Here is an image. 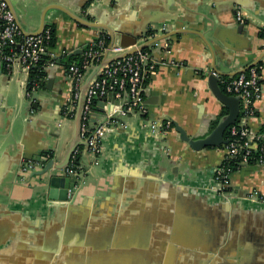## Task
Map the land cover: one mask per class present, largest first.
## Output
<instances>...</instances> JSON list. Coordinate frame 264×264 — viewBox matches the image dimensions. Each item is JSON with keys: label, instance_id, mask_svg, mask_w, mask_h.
Returning <instances> with one entry per match:
<instances>
[{"label": "crops", "instance_id": "obj_1", "mask_svg": "<svg viewBox=\"0 0 264 264\" xmlns=\"http://www.w3.org/2000/svg\"><path fill=\"white\" fill-rule=\"evenodd\" d=\"M9 3L23 32L36 31L45 12V29H55L51 47L60 63L46 68L47 88L40 94L39 108L25 114L20 96L26 75L18 67L0 74V254L33 248L36 235L45 241L43 232L56 221L73 224L88 214L94 224L90 237L104 235L107 260L120 251L121 264H264V203L257 197L264 193V167L241 165L222 189L213 171L222 162L224 147L192 150L175 129L177 124L189 137L203 138L213 129L212 122L218 124L225 116L222 111L227 106L207 83L214 57L219 85L222 77H234L262 63L256 67L262 93L253 102L254 114L246 124L252 133L264 127V37L259 33L264 28V0ZM238 8L244 23L236 21ZM62 9L96 27L74 20ZM163 19L170 33H177L148 48L158 64L145 81L144 101L148 120L167 118L171 128L156 134L146 119L135 114L124 117L123 123H111L99 163L81 155L83 172L72 198L46 201L40 189L24 182L26 174L19 166L25 161L20 158L23 154L39 160L42 153L52 152L61 161L71 138L72 119H58L69 95L67 67L58 53L83 48L100 34L115 44L116 31L135 36L139 43L148 24ZM91 72L92 68L87 75ZM96 114L99 124L105 115ZM46 202L55 210L54 221L40 206ZM125 256H131L132 262Z\"/></svg>", "mask_w": 264, "mask_h": 264}, {"label": "built area", "instance_id": "obj_2", "mask_svg": "<svg viewBox=\"0 0 264 264\" xmlns=\"http://www.w3.org/2000/svg\"><path fill=\"white\" fill-rule=\"evenodd\" d=\"M235 18L238 23H244L243 12L240 8L236 10ZM50 38L49 28L44 29L38 35H24L6 2L0 0V61L8 71L15 69L20 60L21 70L28 77L32 65L44 54H48L52 58L48 62V65H52L54 57L57 55L53 47L47 46ZM162 45L166 47L167 44L162 43ZM123 51L124 48L120 46L109 47L108 44H105L103 36L100 35L83 47L81 62L67 66L69 95L67 96V104L61 112L62 119L71 120L73 118L79 87L85 71L91 65L98 64L105 55L111 56ZM71 52V50L62 49L58 55L62 56ZM157 64L150 49H137L133 53L102 65L99 74L89 82L81 117L80 136L88 143V155L91 156L93 164L99 163V157L104 151L103 137L106 130L111 123H117L107 120L102 124L90 126V105L94 97L106 98L109 94H114V98L120 102L119 105L113 107L111 112L106 114L105 117L107 118L116 112L122 116L135 114L146 119L149 129L156 134L164 133L171 128V121L167 118L152 121L147 118L148 108L144 101L145 81L151 74L155 73ZM220 82L225 93L240 98L238 117L235 123L228 127L229 140L227 139L223 146L225 154L222 162L213 171L215 183L223 189L229 184L232 173L231 167L226 162L236 160L238 164L246 165L253 150L258 149L257 164L264 167V127L257 133H252L246 124V119L254 114L253 102L262 93L258 69L254 66L250 67L247 71H242L231 78L222 79ZM109 103L105 99L102 108L106 109ZM241 112L242 115H240ZM74 154L71 158L74 157ZM42 165L43 162L38 159L24 161L19 171L22 174H27L32 170L39 169ZM65 172L72 178L68 189L70 196L78 187L83 171L69 164ZM257 197L260 202L264 203V193Z\"/></svg>", "mask_w": 264, "mask_h": 264}, {"label": "water", "instance_id": "obj_3", "mask_svg": "<svg viewBox=\"0 0 264 264\" xmlns=\"http://www.w3.org/2000/svg\"><path fill=\"white\" fill-rule=\"evenodd\" d=\"M4 1L12 12L15 21L19 29L21 30V25L18 23L15 12L13 11V8L9 3V0ZM182 2H184V0H177L178 4H181ZM112 6H114V4H112ZM62 11L66 12L64 9H62ZM44 13L41 17V24L36 31H22V33L24 35H38L42 33L45 29ZM66 13L71 18L80 23L87 24L91 27H96V23L94 22L75 17V15H71L68 12ZM164 21L165 19L149 23L144 32L139 34V43H137L138 41L135 36H131L129 33L122 34L121 32L116 31L114 35L115 44L110 41L108 45L109 47L120 46L124 48V51L111 56H109L108 54L105 55L98 64L91 65L85 71L79 87V95L76 101L75 111L72 118L73 131L62 160L57 162L53 155L52 157L48 158L46 153H42L39 157H37L43 162V165L39 169L32 170L24 176V182L28 183L29 186L40 189V195L44 197L47 196L45 198L46 201L67 202L72 198L73 193L70 196L68 195V189L70 183L72 182V178L66 174L65 169L69 165L71 157L79 147H83L80 152L81 155L84 153L88 155V143L80 136V125L89 82L99 74L102 65H105L107 62L112 61L113 59L124 57L125 55L133 53L137 49L149 48L155 42L167 40L173 33H177V31L170 33V31L167 29V26L162 24V22ZM158 24L162 25L157 26ZM149 32H151V35L148 38L147 34ZM127 46L133 47L131 49H127ZM209 46L212 47L210 43ZM212 48L214 49V47ZM82 50L83 48H80L72 52L74 54H79L82 52ZM54 60L55 63H53L52 65H57L60 63V59L57 58V56L54 57ZM48 66L51 65L47 64V66L45 67V71ZM17 67L21 70L22 66L20 60ZM250 67H252V65L246 68ZM90 68H92V72L90 75H87V71ZM4 69H6L5 65L0 61V74L5 72ZM209 70H211L210 73ZM219 74L220 72L215 65L214 57L211 67L206 73V77L209 89L211 90L212 94L228 108V113L221 119V121L218 122V124L210 131V133L206 137L196 139L189 137L181 127L175 124V129L178 131L180 139L186 142L192 150L197 151L206 147H218L224 145L227 142L224 137V133L230 125L235 123L238 117L240 110V98L235 95L227 94L222 90L219 85ZM48 82H50V80ZM45 88H47L46 83L42 84L41 86L35 85L29 89L25 85V88L20 96V110H22L24 114L25 112L33 108H39L40 94L44 92ZM105 99H107L110 103L106 107V109H103L102 107L104 105ZM119 103L120 102L114 98V94H109L106 98H102V101L99 102L98 106L100 107L99 109H101V112H103L106 116V114L111 112V110H113V107L115 105H119ZM66 104L67 97L65 98L64 103L60 106L58 118L59 120L67 121L66 119H62L61 115L63 107ZM29 114L33 115V112L30 111ZM129 115L131 114L122 116L120 113L116 112L109 118L104 117L103 121L99 124H102L107 120L116 121L117 123H123L124 117H127ZM96 118L97 114L92 113L89 122L90 126L98 125L96 123ZM57 126L59 127V129L62 128V123L58 122ZM20 158L24 159L25 161L34 160L31 155L26 154L21 155ZM21 165L19 166V168L21 167ZM59 187L61 188V190H57ZM40 206L41 208L47 209V211L49 210L48 219L50 221H54L55 219L52 216V213L55 212V210H52L53 208L51 207V205H48L46 202ZM82 216L83 217L81 219H75L73 224H62L60 220L56 221L53 226H51L49 229L46 228V230L43 232V236L45 235V237H47L45 241H41L39 239V234L36 235L33 248H26L25 250L16 253L11 251V249L9 251L7 250L6 255L0 254V264H121L120 261L122 260V256L120 255L122 254L120 253V251L116 252L117 255L115 254L114 258H112L111 260H107L105 252V236L103 235V239H95L92 238V236L90 237V233L92 232L91 228L94 224L90 222V217H88V214H83ZM125 260L127 262H132L133 258L131 256H125Z\"/></svg>", "mask_w": 264, "mask_h": 264}, {"label": "trees", "instance_id": "obj_4", "mask_svg": "<svg viewBox=\"0 0 264 264\" xmlns=\"http://www.w3.org/2000/svg\"><path fill=\"white\" fill-rule=\"evenodd\" d=\"M50 28V40L47 42V46H54L55 45V41H56V33H55V29L53 27H48ZM264 29V28H263ZM263 29H261L259 31L260 35L263 37ZM151 33V32H149ZM100 36L104 38V42L105 44L109 43V40L106 36H104L103 34H100ZM148 49V48H145ZM62 59L66 65V67L72 63H80L81 59H82V53L80 54H74L73 52L71 53H67L65 55H62ZM52 60V58L48 55V54H44L42 55V57L34 64L32 65L28 77H27V83H26V87L29 89L33 86H41L42 84H44V77L46 74L45 71V67L47 66L48 62ZM262 63L259 62L257 65H255L254 67H258V65H261ZM4 71H7V69H4ZM247 71V70H246ZM229 77H222V79H227ZM231 78V77H230ZM221 79V80H222ZM221 85V82H220ZM222 86V85H221ZM102 101L101 97H94L91 101V105H90V109H91V114L92 113H97V112H101V109H99L100 107L98 106L99 102ZM228 113V109L225 107V109L222 111V115H226ZM240 115H242V112L240 113ZM217 124V121L215 120L214 122H212L211 124V128H214ZM224 137L225 139L229 140V133H228V128L224 133ZM226 144V143H225ZM224 145H221L220 147H223ZM83 147H79L77 149V151L74 154V157L71 158L72 160H70L69 164L72 165L75 168H79V160H80V156H81V150ZM48 158L52 157V152L46 153ZM257 158H258V149L253 150V152L251 153V155L248 157V161H247V165L249 164H257ZM226 164H228L231 167V171L234 172L236 169H238L239 167H241L240 164H238L236 162V160L234 161H228L226 162Z\"/></svg>", "mask_w": 264, "mask_h": 264}, {"label": "rangeland", "instance_id": "obj_5", "mask_svg": "<svg viewBox=\"0 0 264 264\" xmlns=\"http://www.w3.org/2000/svg\"><path fill=\"white\" fill-rule=\"evenodd\" d=\"M66 127V126H65ZM67 129H68V126H67V128H65V131L67 132ZM67 133H69V132H67Z\"/></svg>", "mask_w": 264, "mask_h": 264}]
</instances>
